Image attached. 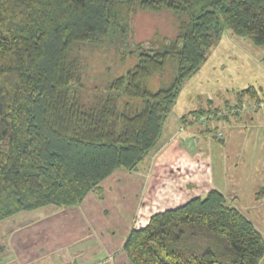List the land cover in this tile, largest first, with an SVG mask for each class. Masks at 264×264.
Listing matches in <instances>:
<instances>
[{"label": "trees", "instance_id": "1", "mask_svg": "<svg viewBox=\"0 0 264 264\" xmlns=\"http://www.w3.org/2000/svg\"><path fill=\"white\" fill-rule=\"evenodd\" d=\"M139 10L175 15L176 36L136 41ZM227 30L264 47V0H0V223L77 207L117 170H137ZM97 55L102 82L87 86ZM259 94L240 90L233 109ZM123 249L132 264H260L264 236L212 189L153 214Z\"/></svg>", "mask_w": 264, "mask_h": 264}, {"label": "rangeland", "instance_id": "2", "mask_svg": "<svg viewBox=\"0 0 264 264\" xmlns=\"http://www.w3.org/2000/svg\"><path fill=\"white\" fill-rule=\"evenodd\" d=\"M175 17L137 11L135 40H150L156 33L175 37ZM96 57L87 86L102 82L98 73L103 69L96 65L102 57ZM250 86L260 93L259 100L246 99L243 109H233L239 104L236 93ZM198 109L217 114L181 123L183 115ZM212 189L223 192L228 205L264 236V47L230 30L186 82L161 139L138 169L117 170L77 207L51 205L1 222L0 264H24L25 259V264H89L85 242L89 251L103 252L94 264H132L123 247L113 252L124 235L144 227L153 214L204 198ZM96 226L110 234L100 237Z\"/></svg>", "mask_w": 264, "mask_h": 264}, {"label": "crops", "instance_id": "3", "mask_svg": "<svg viewBox=\"0 0 264 264\" xmlns=\"http://www.w3.org/2000/svg\"><path fill=\"white\" fill-rule=\"evenodd\" d=\"M123 209H126V208H124L123 207ZM96 228H97V231L99 232V234L101 235L100 237H105V236H107V235H109L110 234V231H106V229H103V228H99L98 226H96ZM101 232L103 233V234H101ZM130 233H128L127 235H126V237H125V235H124V237H122L118 242H117V244H115V246H114V251L113 252H115V251H119L120 249L119 248H121V247H123L124 246V243H125V240H126V238H127V236L129 235ZM92 235H94V232L92 231ZM85 246H87V248H86V253H85V259L87 260V261H89V262H91L92 264H94V261L95 260H102V259H99L100 258V256H103V252L100 250V251H98V249H95V250H93V251H89V248H90V245H89V243H86L85 242V244H84ZM124 250V249H123ZM92 257V258H91ZM42 258H40V260H41ZM27 259H25V260H23V261H25V262H23L24 264L27 262L26 261ZM105 260V259H104ZM114 260H116V258H114ZM88 262V263H89ZM28 263V262H27ZM91 263H89V264H91ZM114 264V263H113Z\"/></svg>", "mask_w": 264, "mask_h": 264}]
</instances>
